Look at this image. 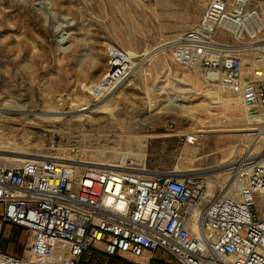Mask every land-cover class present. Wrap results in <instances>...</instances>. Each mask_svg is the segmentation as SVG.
I'll list each match as a JSON object with an SVG mask.
<instances>
[{
	"label": "rangeland",
	"instance_id": "obj_1",
	"mask_svg": "<svg viewBox=\"0 0 264 264\" xmlns=\"http://www.w3.org/2000/svg\"><path fill=\"white\" fill-rule=\"evenodd\" d=\"M209 1L0 0V107L18 111L0 114V155L10 157L0 158V163H19L15 157L27 156L23 153L113 162L135 152L128 155L150 166L204 171L189 175H209L215 181L223 178L229 158L249 146L262 148L264 133H247H258L264 121L252 123L236 95L209 83L200 70L172 60L174 39L200 20ZM249 8L257 13L255 35L246 31L232 40L219 31L221 39L243 47L248 74L264 64V48H256L264 46V0H250ZM109 43L142 59L124 85L96 99L87 88L106 72ZM182 76L188 84L178 80ZM210 92L220 94L221 101ZM177 95L187 106L169 101ZM13 97H20L23 106L6 104ZM105 101L106 107L97 108ZM82 106L96 110L85 116ZM45 110L44 118H24ZM55 115L63 117L52 118ZM190 134L198 136L195 143L186 141ZM209 169L214 171L205 172ZM254 196L261 212L263 200L258 193ZM9 229L11 236L21 238L11 250L25 253L31 234ZM115 258L125 264H178L161 251L151 258Z\"/></svg>",
	"mask_w": 264,
	"mask_h": 264
},
{
	"label": "built area",
	"instance_id": "obj_2",
	"mask_svg": "<svg viewBox=\"0 0 264 264\" xmlns=\"http://www.w3.org/2000/svg\"><path fill=\"white\" fill-rule=\"evenodd\" d=\"M250 0H210L200 20L174 39L172 60L240 98L252 123L264 121V64L246 73L242 49L219 37L254 35ZM107 69L88 86L102 99L131 77L142 57L109 43ZM195 143L198 136H186ZM61 156L0 163V224L27 230V256L0 250V264H82L95 248L110 256L150 258L158 251L178 264H264V146L229 158L223 178L181 175L133 155L81 165ZM263 209L257 211L254 194Z\"/></svg>",
	"mask_w": 264,
	"mask_h": 264
},
{
	"label": "bare ground",
	"instance_id": "obj_3",
	"mask_svg": "<svg viewBox=\"0 0 264 264\" xmlns=\"http://www.w3.org/2000/svg\"><path fill=\"white\" fill-rule=\"evenodd\" d=\"M257 14V13H256ZM255 14V15H256ZM255 15H254V19H255V21H256V23H255V27H254V31L255 32H258V30H257V25H258V21L256 20V17H255ZM260 24V23H259ZM260 26H261V24H260ZM264 43V42H263ZM259 44V43H258ZM239 47V46H238ZM241 48H243V47H241ZM240 48V49H241ZM245 48V47H244ZM247 48V47H246ZM245 48V49H246ZM257 49H260V50H262L263 48H264V46H257L256 47ZM243 50V49H242ZM152 53L153 52H150L148 55H147V57H149V56H151L152 55ZM196 69V68H195ZM198 70V69H197ZM133 71H134V69H133ZM178 80L179 81H181V82H184V83H186L184 80V77L182 76L181 78H178ZM186 84H188V83H186ZM221 88V87H220ZM222 90H224L223 88H221ZM188 90H190V88L188 89ZM225 91V90H224ZM213 93H215V99L216 100H218V101H221V95L220 94H218V93H216V92H210V94H213ZM13 96V95H12ZM18 97V96H17ZM17 97H13V99H9V100H7V103L6 104H8V105H11V106H13V107H15V106H21L22 104H20V97L19 98H17ZM183 97V96H182ZM182 97H180V96H174V97H172L169 101L172 103V104H174V105H177V106H181V107H184V106H187L186 105V102L183 100V98ZM237 100H238V102L241 104V106L243 107V105H242V103H241V101H240V98L237 96V97H235ZM109 104V101H105V102H103L102 104H100V105H97V108L98 107H106L107 105ZM5 105V104H4ZM23 106V105H22ZM50 107H52V106H50ZM94 108V107H93ZM96 108V107H95ZM244 108V107H243ZM79 110H84L85 112L84 113H82V115H84L85 114V116H86V112H89L90 110L91 111H94V110H96V109H92L90 106H82V107H80L79 108ZM17 113L18 111H13V110H7V109H5L4 107H0V114H2V115H5V114H10V115H13L14 113ZM53 112H57V113H59V112H61V111H53ZM63 113L65 112H68V111H62ZM23 114H28V113H25V112H23ZM32 114H40V116L42 115V117L41 118H44L46 115H48V110L46 111H38V112H36V113H29V115H24V118H26V119H33V115ZM17 115V114H16ZM58 117H63L62 115H55V116H52V118H58ZM260 128H262V127H260ZM250 130V129H249ZM251 130H253V129H251ZM264 133V128H262V129H259V132L258 133H253V132H249V133H247V135H252L253 137H256V136H258L259 134H261V133ZM9 137L8 138H10V135H8ZM261 136V135H260ZM7 138V139H8ZM134 138V137H133ZM137 138V137H136ZM1 143V142H0ZM138 144V143H137ZM140 144H141V142H140ZM239 145V144H238ZM237 145V146H238ZM144 146V145H143ZM231 148V147H230ZM188 150V149H187ZM0 151H3L2 149H0ZM140 151V150H139ZM10 152H12V151H10ZM122 153V152H121ZM124 153V152H123ZM0 154H1V152H0ZM12 154V153H11ZM23 154H25V155H27V156H18V157H15V160H17V161H23L24 159H26V158H31V157H33V156H35V154H31V153H23ZM127 154H136L135 152L134 153H132V152H129V153H127ZM38 156V155H37ZM0 158H10V157H8V156H1L0 155ZM63 158H65V157H63ZM65 159H68V160H75V159H71V157L70 158H65ZM80 163L79 164H81V165H95V164H106V163H109V162H99V161H95V162H93V161H80V160H78ZM114 162V161H113ZM196 170V169H195ZM209 171H214V170H212V169H209L208 171H205V172H209ZM173 172H179V173H176V174H181V175H189V174H197V173H204V171H200V172H197V171H194V172H191L190 170H183V171H176V170H173ZM181 172V173H180Z\"/></svg>",
	"mask_w": 264,
	"mask_h": 264
},
{
	"label": "crops",
	"instance_id": "obj_4",
	"mask_svg": "<svg viewBox=\"0 0 264 264\" xmlns=\"http://www.w3.org/2000/svg\"><path fill=\"white\" fill-rule=\"evenodd\" d=\"M2 213V205L0 204V214ZM9 227H15L18 228L20 230H25L19 226H14L12 224H0V250L16 255V256H27L29 254V249L23 253L21 250L19 249H13V251L11 250L12 247L11 245H15L18 242H20V239L18 238V236L16 235H12L10 234V229L8 230ZM23 233V232H21ZM22 235V234H21ZM3 248V249H2ZM11 250V252H10ZM27 254V255H26Z\"/></svg>",
	"mask_w": 264,
	"mask_h": 264
},
{
	"label": "trees",
	"instance_id": "obj_5",
	"mask_svg": "<svg viewBox=\"0 0 264 264\" xmlns=\"http://www.w3.org/2000/svg\"><path fill=\"white\" fill-rule=\"evenodd\" d=\"M103 260H107V264H114V262H118V264H125L118 259L116 260L115 256L107 255L95 248H88L84 252L82 264H100V262L103 263Z\"/></svg>",
	"mask_w": 264,
	"mask_h": 264
}]
</instances>
